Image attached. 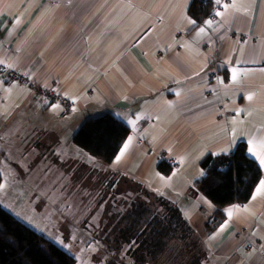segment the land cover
Segmentation results:
<instances>
[{"label": "crops", "instance_id": "crops-1", "mask_svg": "<svg viewBox=\"0 0 264 264\" xmlns=\"http://www.w3.org/2000/svg\"><path fill=\"white\" fill-rule=\"evenodd\" d=\"M191 2L0 0V60L12 65L0 68L15 69L38 88L63 93L72 104L69 111L56 102L41 111L37 87L0 79V152L12 154V147L23 143L29 144L28 154L53 156L57 147L68 146L67 160L78 161L72 133L87 116L113 113L129 126L127 138L132 141L119 162L115 157L109 167L178 199L212 260L264 264V193L253 199L264 168L255 157L250 154L262 176L250 198L224 206V221L214 230H207L205 223L215 205L199 191L188 193L204 172L200 162L207 154L229 153L239 142L247 150L250 138H264V0H235L237 8L227 10L223 5L233 0H221L219 5L211 0L214 8L200 19L191 14ZM217 10L224 14L215 15ZM205 20H212V25H205ZM201 27L205 31L198 35ZM137 116L141 118L136 120ZM128 119L136 120L134 127ZM31 130L36 131L32 138L40 137L44 144L30 140ZM170 156L177 166L164 175L157 166ZM87 158L90 171H105L98 161ZM24 164L26 171L30 165ZM16 166L0 158V171ZM9 175H2L4 188L25 181ZM65 177H54V212L73 211L78 216L87 204L71 208L55 200L58 182H66ZM85 178L87 185L94 180ZM82 194L83 200L89 198L90 189ZM228 209L233 210L231 217ZM247 237L253 242L244 249ZM71 249L79 253L72 245ZM85 253L77 264H94V259L85 262Z\"/></svg>", "mask_w": 264, "mask_h": 264}, {"label": "trees", "instance_id": "trees-1", "mask_svg": "<svg viewBox=\"0 0 264 264\" xmlns=\"http://www.w3.org/2000/svg\"><path fill=\"white\" fill-rule=\"evenodd\" d=\"M214 6L215 3L211 0H192L189 10L200 19L210 14ZM2 69L0 71H6ZM41 90L42 92L38 88L39 95H44L46 89ZM129 131V126L110 112L85 117L72 133V143L86 151L94 160L106 164L107 168L96 174L95 169L90 171L86 164L76 162L72 173L78 180L84 177L81 184L87 185L86 175L94 176L92 183L87 185L91 195L85 200L82 193L87 188L62 181L57 186L60 199L63 196L69 199L70 190L74 194L73 202L79 200L76 205L70 204L71 199L66 201L70 206L77 207L81 203L90 202L85 210L79 209V215L73 217L88 223V226H82L86 229V234L96 231L104 233L102 239L107 248L103 260L100 259L102 264H225L226 262L212 260V252L187 219L178 199L169 195L166 190H156L145 185L136 176L122 171L115 172L109 167L120 152ZM22 153L16 155L19 159L13 156L10 162L22 165L20 171L23 172V183L27 180L34 184L40 179H48L47 183L52 184L54 177L69 174L64 173L61 168H50L51 165L42 171L38 168H26L25 171L24 163H29L32 167L39 160H24ZM4 154L7 152H0V156L6 159L8 154ZM44 157L42 162L53 161ZM176 163V160L172 164L161 161L157 166L158 171L168 175L177 166ZM200 166L204 172L193 181L188 193L193 195L199 191L215 205V211L205 223L206 229L212 231L224 221V206L243 204L250 198L262 176V170L258 162L248 154L244 142H239L229 153L207 154ZM2 175L5 176L0 171V181ZM74 186L76 187L72 190ZM81 188L83 191L79 192ZM42 199L45 202L47 200ZM83 214L85 219H81ZM98 217H103L104 222L99 224L95 221ZM91 244V247L95 246L93 242ZM82 260L81 256L76 259L71 248L65 249L54 244L50 238L17 218L0 202V264H77Z\"/></svg>", "mask_w": 264, "mask_h": 264}, {"label": "rangeland", "instance_id": "rangeland-1", "mask_svg": "<svg viewBox=\"0 0 264 264\" xmlns=\"http://www.w3.org/2000/svg\"><path fill=\"white\" fill-rule=\"evenodd\" d=\"M0 73H1L0 78L3 79L2 81L6 84L18 82L19 84L25 85L29 88L39 87V85H34L33 83H31V81L25 80L23 75L21 73L20 74L17 73L15 69H9L4 72L0 71ZM15 73L19 74L21 76V79L15 78ZM39 90L42 92L40 88ZM45 96L47 97L44 98ZM61 100H63L64 102L66 100L67 101L63 105L59 103ZM54 102L58 103L61 106V109L63 111H69V109L72 108V104L67 99V97L63 95V93H60V92L57 93L51 89H46L44 91V95H39V107L41 108V111H45L44 109L49 107V105H51ZM52 129H54V127H52ZM47 131L48 130H45L43 131V133ZM34 132L36 131L31 130V133L33 135L30 137V140L31 141L37 140L38 141L37 145L44 144L41 142L40 137L39 139L32 138L34 136ZM69 145H71V143H69ZM17 146L18 148L12 147L11 149L12 154H8V156L7 154H4V156H7V158L5 159L6 163L13 165L11 164L10 159H13V156L15 157V159H19L17 158L16 155L17 154L20 155V153L23 152L22 154L24 155V160L33 159V158H35L34 160H39L37 164H34L32 167L30 166L29 169L34 170L35 168H38L39 171H42V170H46L47 166L49 165H51L50 168H54V167L61 168V169L63 168L64 170L69 172V174L65 177L66 183H72V185H76V186H78L77 184H79L83 186L84 188L88 187L87 185L81 184L82 178H79L78 180V178H76L75 175H72V173L70 172L72 171L73 166L75 165L76 162H78L77 164H82V163L89 164L90 163V160L87 158L89 154L86 151L78 147H75L77 152H74L73 154L75 155L77 153L79 154L74 157L78 161H72V160H67L68 156H70L71 154L70 147L68 146L66 150L65 148L57 147V150L53 154V156H52V153H50V154L45 155L47 156L46 158L42 156L41 154H35V155L25 154L29 149V144L25 145L21 143L20 146L18 144ZM20 148L22 150H20ZM64 150L65 152H63ZM54 155H55L56 161H55ZM43 157L45 159H52L53 162L57 165H52L48 161L42 162L44 161ZM170 157L171 158H169L167 161L170 163L172 161L174 162L175 158L173 156H170ZM0 158H3V157L0 156ZM99 165L101 168H105V169L107 168L106 164L100 163ZM17 167H18V164L16 166V169L4 168L2 171V174H4L6 177H10L9 173L11 172L12 174L17 175V178L15 179L20 180L21 177L23 176V172L20 171V168H17ZM71 176H74V178H72ZM40 180L41 181L39 182H34V184H32L31 182H27V180H26L27 183L25 182V184L22 183L21 181H19L17 184H10L8 187L0 190V202L5 208H7L10 212H12L17 218L24 221L26 224L30 225L31 227L35 228L37 231L43 233L46 237L50 239L51 237H60L62 238L63 242L68 245L67 249H70L71 245L75 248V250L79 249V253H78L80 254L79 258L84 252L91 250L89 253L87 254L85 253L86 263H90L89 260L91 259H94V262H95L94 264H97L98 262L102 263V260H103L102 257H104L105 250L107 248V247H104V244H103V242H105L102 239L104 233H100L99 231H96L93 233L86 234V229L82 226H88V223H86L85 220H80V219L78 220V217L74 218L73 213H72L73 211H65V210L62 211L61 210V212L55 213L54 206L51 205V204L55 205L54 203V181L51 184V183H47L48 179L47 181H44L43 179H40ZM48 185L49 187L47 188ZM37 186H40L42 189H46V191H40V187L38 188ZM76 186H74L72 190H74ZM82 191L83 189L81 188L79 192H82ZM69 192H70L69 199H64L65 196H63V199H60L59 195L55 196V200H59L57 205H63L64 203H66V201L70 199H71L70 204L72 205H76L79 202V200L73 202L74 194L70 190ZM39 194H42V196H40ZM42 197L48 199L49 203L43 201ZM86 204L90 205V202H87ZM69 207L73 208V206H69ZM17 213H19V216L17 215ZM68 214H70L69 217H68ZM81 219H85V215L82 216ZM29 220H31V223L28 222ZM95 221H98L100 224L102 221L104 222V219L103 217H98ZM245 236H248V235L245 234ZM89 237H90L91 242L89 240ZM247 240H248L247 243L245 242L244 244V249H247L249 247V244L251 243L249 237H247ZM92 242L95 245L93 247H91ZM93 249L95 250L93 251ZM76 253L77 252L74 251V255L78 256V254ZM101 258L102 260H100Z\"/></svg>", "mask_w": 264, "mask_h": 264}, {"label": "snow or ice", "instance_id": "snow-or-ice-1", "mask_svg": "<svg viewBox=\"0 0 264 264\" xmlns=\"http://www.w3.org/2000/svg\"><path fill=\"white\" fill-rule=\"evenodd\" d=\"M215 3L219 5L221 3V0H215ZM223 7H224L225 10H227L228 8L236 9L237 8V4H236L235 0H233V2L231 4H224ZM223 14L224 13L219 11V10H217L215 12V15H217V16H221ZM188 23L189 24H195L196 21L189 20ZM212 23H213L212 20H205L204 21V24L208 25L209 27L212 25ZM204 31H205V29L203 27H201L199 29L198 35L204 33ZM0 65H5V62L0 60ZM5 66L8 67V68L12 67L11 64H7ZM236 79H237V70L235 68H233L232 69V80L235 82ZM247 98L250 100L252 98L251 94H249ZM52 107L56 108V107H58V105H53ZM237 111H240V110L237 109ZM140 118H141L140 116H137L136 120H139ZM136 120L128 119L127 122L129 124L133 125V127H134L135 124H136ZM233 131H235V130H233ZM131 141H132V137L129 136L127 138V140L125 141L123 147L120 149V154L116 156V162H119L121 156L127 150V148L129 147ZM247 144H248V148H247L248 153L251 154L253 157H255V159L259 161L260 166L262 168H264V138H261V139L257 140L255 137H252V138H250L247 141ZM4 187H5V184L4 183H0V190L4 189ZM260 193H264V179H261L259 181V184L257 185L255 193L253 195V199H255V196L260 194ZM234 207L238 208L239 206H234ZM244 210L247 211L248 210L247 207H245ZM227 212H228V216L231 217L232 214H233V210L232 209H228ZM17 215L19 216V213H17ZM28 222L31 223V220H29ZM227 223L228 222L225 221V223L221 225V230H223V228L227 225ZM51 241L54 244H58V245H60L61 247L65 248V249L68 248V245L65 244L63 242L62 238H60V237H51ZM94 250L95 249H93V251ZM76 259H79V256H76Z\"/></svg>", "mask_w": 264, "mask_h": 264}, {"label": "built area", "instance_id": "built-area-1", "mask_svg": "<svg viewBox=\"0 0 264 264\" xmlns=\"http://www.w3.org/2000/svg\"><path fill=\"white\" fill-rule=\"evenodd\" d=\"M15 78H20L21 79V76L19 75V74H17V73H15ZM67 101V100H66ZM66 101L64 102L63 100H61L59 103H61V104H65L66 103ZM172 163H174L173 161L171 162V164Z\"/></svg>", "mask_w": 264, "mask_h": 264}, {"label": "bare ground", "instance_id": "bare-ground-1", "mask_svg": "<svg viewBox=\"0 0 264 264\" xmlns=\"http://www.w3.org/2000/svg\"><path fill=\"white\" fill-rule=\"evenodd\" d=\"M250 242L252 243V242H253V240H252V239H250Z\"/></svg>", "mask_w": 264, "mask_h": 264}]
</instances>
